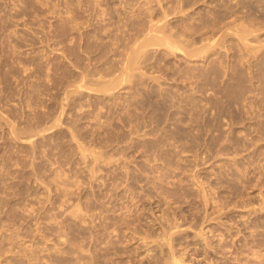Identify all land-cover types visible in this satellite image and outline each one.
<instances>
[{
  "label": "rangeland",
  "instance_id": "374dc122",
  "mask_svg": "<svg viewBox=\"0 0 264 264\" xmlns=\"http://www.w3.org/2000/svg\"><path fill=\"white\" fill-rule=\"evenodd\" d=\"M87 1L0 0V264H264V0ZM149 14L216 45L124 70Z\"/></svg>",
  "mask_w": 264,
  "mask_h": 264
},
{
  "label": "bare ground",
  "instance_id": "6f19581e",
  "mask_svg": "<svg viewBox=\"0 0 264 264\" xmlns=\"http://www.w3.org/2000/svg\"><path fill=\"white\" fill-rule=\"evenodd\" d=\"M83 1H84V0H83ZM85 1H86V0H85ZM88 1H89V0H88ZM88 1L86 2V4L89 3V2H90L89 4H91L92 1H94V0L89 1V2H88ZM78 2H79V1H78ZM94 2H95V1H94ZM83 3H85V2H83ZM97 4L99 5L100 2H98V3L94 4V5L96 6ZM79 5H80V4H79ZM100 5H101V4H100ZM80 6H81V5H80ZM83 6H84V5H83ZM87 6H89V5H87ZM92 7H93V6H92ZM92 7L89 6L90 11L94 10V9H92ZM99 7H100V6H99ZM99 7H96V8H99ZM228 7H230V6H228ZM228 7H227V8H228ZM236 7H237V6H236ZM82 8H84V7H82ZM93 8H95V7H93ZM96 8H95V9H96ZM103 8H104V7H101V8H100V13L105 14V13H104V12H106L105 9L103 10L104 12L101 11V9H103ZM74 9H75V8H74ZM89 9H87V11H88ZM216 9H219V8H216ZM235 9H236V8H235ZM225 10H226V9H225ZM233 10H234V9H233ZM82 11H83V10H82ZM96 11H97V10H96ZM142 11H143V10H142ZM92 12H93V11H92ZM94 12H95V11H94ZM98 12H99V11H97L96 14H97ZM233 12H234V11H231L230 13H233ZM84 13H85V12H84ZM84 13H83V14H84ZM86 13H87V12H86ZM100 13H98V16H99ZM142 13H143V12H142ZM215 13H217V12H215ZM235 13L238 14V12H234V14H235ZM87 14H89V13H87ZM103 14H102V17H103ZM165 14H166V13H165ZM165 14L163 15V17L166 16ZM213 14H214V13H213ZM213 14L210 15V16H213ZM224 14H225V13H224ZM236 14H235V16H236ZM92 15L94 16V14H92ZM92 15H90V16H92ZM117 15H118V14H117ZM135 15L138 16V14H135ZM139 15H140V14H139ZM146 15H147V14H146ZM146 15H144V16H146ZM149 15H150V14H149ZM230 15L232 16V14H230ZM230 15H229V16H230ZM74 16H75V15H74ZM98 16H96V17H98ZM119 16H120V14H119ZM124 16H125V15H124ZM136 16L131 15V17H136ZM151 16H152V15L147 16V18L150 17L149 19H153V18H151ZM235 16H233V18L231 17V19H232V20H233V19H238V18L240 17V16L237 17V16H238V15H237V16H236L237 18H236ZM84 17H85V16H84ZM96 17H95V19H97ZM214 17H216V16H214ZM71 18H73V17H71ZM117 18H118V17H117ZM121 18H122V17H121ZM144 18H146V17H144ZM165 18H166V17H165ZM191 18H192V17H191ZM228 18H230V17H228ZM243 18H244V17H243ZM245 18H246V17H245ZM87 19H88V18H87ZM92 19H93V18H92ZM103 19H104V18H103ZM103 19H102V21H103ZM158 19H159V20H157L156 22H155V20L153 19V20H154V21H152L153 23H149V22H151V20H148V23H147V25L149 24L148 27H147V28L144 27L145 29H141V30H140L141 33H139V34H142V30H146V31H143V34H142V40H141V36H140L139 39H140L141 41L138 40V41H140V42L137 41L138 43H135V41H134L135 38H133L134 40L132 39V41L134 42L133 44H136V45H137V46L135 45L136 47H134L133 44H128V45H126V48L124 47L125 50H126V49H129V48H130L129 45H132V46H133V47H131L132 49L130 48V49H131V50H130V53H129V54L127 53V54L125 55V56H127V57H125V63H127V62H128V63H127L125 66H123L124 63L121 62V63H123L122 66H123V69H124V70H127L128 68H130V69L132 68L133 72L136 70L135 67H138L139 64L143 61L142 58H145L144 56H147V55H141V56H140V54H142L143 52L145 53V52L147 51V49H144V48H146V47H149V46H147V45H151V44H153L154 47H158V46L162 47V45H163L165 48L167 47V49H168V48L171 49V50L168 49V50H169L168 53L171 52L170 54L175 53V52H173L175 49H176L175 51L177 52V51H179L178 49L182 50V48H187V49H184L185 51L182 50V52H180V53H183V52H186V50H188L187 52L190 53V54H188V55H191V56H189V58L186 59L187 61H188L190 58H193L192 55H194V54H196V53H198V52H199V53H203L204 51H207L208 49L210 50V48H211L210 46H212V45L215 46V45H216V43H212V44L210 43L212 37H213V41H211V42H214V36H212L210 40H208L209 38H207V40H205L206 42L209 41V42H207V43H208V44H207L208 47H205V46H206L205 42L199 44L198 42H199L200 40L197 42L198 45L195 43L194 46H191V45H193L194 42L191 43L190 40H189V39H190L189 37H191L192 35H191V36H188V37H184V36H185V35L183 36L184 33H183V34H179V32L174 33V32H172V31H180V29L177 30V29H175V28H172L171 25H169V24H168V25H169L170 27L168 28V26L166 25V24H167V23H166V19H165V20H164V18H163V19L158 18ZM240 19H241V17H240ZM74 20H76V19H74ZM79 20H80V19H79ZM82 20L85 21V19H82ZM114 20H115V19H114ZM119 20H120V19H119ZM129 20H130V19H129ZM143 20H144V19H143ZM185 20H186V19H185ZM211 20H213V19H211ZM216 20H218V19H216ZM221 20H222V19H221ZM227 20H229V19H227ZM238 20H239V19H238ZM238 20H237L236 22H238L239 24L236 23L235 20H233V22H235V23H233L232 25H231V24H229V25H231V26H233V27H234L235 24H237V26H239V27H242V26L244 25L242 28H239V27L235 26L237 29H238V28L241 29V30L244 29L243 31L240 30V31L242 32L241 34L236 33V32H240V31H239V30L237 31V29H235V27H234V29H235L236 32H234V33H235V34H238V36L241 35L240 37H237V38H240V40L238 41V44L242 42V44L245 45L244 47L246 48V47H247V46H246V42H247V43L250 42V41L248 40V37H247L248 34H250V29H249V28L247 29L248 26H245L246 24H245L242 20H239L240 22H239ZM243 20H244V19H243ZM245 20H246V19H245ZM224 21H225V20H224ZM229 21L232 22L231 20H229ZM78 22H79V21H78ZM85 22H86V21H85ZM88 22H89V21H88ZM118 22H119V21H118ZM131 22H132V21H131ZM143 22H144V21H142V23H143ZM167 22H168V21H167ZM182 22H183V21H182ZM186 22H187V21H186ZM190 22H191V21H190ZM193 22H194V21H193ZM230 22H229V23H230ZM242 22H243V24H242ZM90 23H91V20H90ZM93 23H94V22H93ZM97 23H98V22H97ZM119 23H120V22H119ZM129 23H130V22H129ZM197 23H198V22H197ZM224 23L226 24L227 22H224ZM240 23H241V24H240ZM75 24H76V23H75ZM79 24H80V23H79ZM98 24H99V23H98ZM111 24H112V23H111ZM188 24H190V23H188ZM198 24H199V23H198ZM208 24H209V23H208ZM248 24H249V23H248ZM93 25H94V24H93ZM104 25H106V24H104ZM104 25H102V26L104 27ZM112 25H113V24H112ZM117 25H118V24H117ZM124 25H125V24H124ZM128 25H129V24H127V27H128ZM142 25H145V24H142ZM179 25H180V27H181V24H180V23H179ZM191 25H192V24H191ZM194 25H195V24H194ZM216 25H217V24H215V25L213 26V27H214L213 29L216 28ZM219 25H220V27H222L224 24L221 22V24H219ZM219 25H217V26H219ZM226 25H227V24H226ZM229 25H228V27L232 28V27L229 26ZM240 25H242V26H240ZM75 26H77V25H75ZM91 26H92V25H91ZM109 26H110V25H109ZM122 26H123V25H122ZM125 26H126V25H125ZM185 26H186V25H185ZM196 26H197V25H195V27H196ZM209 26H210V24H209ZM209 26L206 25V26H204V27H205V29H206V27H207V30H208V27H209ZM77 27H78V26H77ZM89 27H90V26H89ZM94 27H95V25H94ZM110 27H111V26H110ZM110 27H109V28H110ZM117 27H118V26H117ZM139 27H141V26H139ZM178 27H179V26H178ZM195 27H193V29H194L193 31L191 30L192 27H190V28H186V27H185V29H187L188 32L190 31V32L195 33V30H197ZM204 27H203V28H204ZM223 27L225 28V27H227V26L224 25ZM75 28H76V27H75ZM104 28H105V27H104ZM104 28H103V29H104ZM171 28H172V29H171ZM176 28H177V27H176ZM200 28H201V27H200ZM209 28L212 29V27H209ZM95 29H98V28H95ZM99 29H100V27H99ZM105 29H107V28H105ZM110 29H111V28H110ZM115 29H116V28H115ZM117 29H118V28H117ZM117 29H116V30H117ZM120 29H121V28H120ZM125 29H126V27H125ZM185 29H184V30H185ZM188 29H190V30H188ZM211 29H210V30H211ZM226 29H229V28H226ZM75 30H78V29H75ZM116 30H115V31H116ZM134 30H135V29H134ZM171 30H172V31H171ZM184 30H183V31H184ZM202 30L205 31L204 29H202ZM207 30H206V31H207ZM247 30H248L249 32H248ZM104 31H105V30H104ZM104 31H102V32H104ZM117 31H118V30H117ZM128 31H129V30H128ZM131 31H133V30H131ZM198 31H201V30H198ZM206 31H205V32H206ZM133 32H134V31H133ZM184 32H185V31H184ZM207 32H209V30H208ZM212 32H215V31L212 30ZM114 33H115V32H114ZM122 33H124V32H122ZM135 33H136V32H135ZM193 33H192V34H193ZM196 33H197V32H196ZM196 33H195L194 35H196ZM210 33H211V32H210ZM234 33H233V35H235ZM245 33H246L247 35H246ZM83 34H84V33H83ZM85 34H86V33H85ZM136 34H138V33H136ZM186 34H187V33H186ZM188 34H189V33H188ZM200 34H202V33L200 32ZM242 34H245V36H243ZM202 35H203V34H202ZM204 35H205V34H204ZM204 35H203L202 37H204ZM209 35H212V34H209ZM214 35H215V34H214ZM80 36H81V35H80ZM83 36H84V35H83ZM113 36H114V35H113ZM124 36H125V35H124ZM138 36H139V35H138ZM197 36H198V35H197ZM200 36H201V35H200ZM200 36H199V37H200ZM114 37H115V36H114ZM126 37H127V36H126ZM207 37H208V34H207ZM109 38H111V37H109ZM191 38H192V37H191ZM194 38H196V37H193L192 40H194ZM232 38H233V40L235 39L234 37H232ZM237 38H236V39H237ZM246 38H247V39H246ZM112 39H113V38H112ZM124 39L127 40V38H124ZM199 39H200V38H199ZM201 39H202V38H201ZM236 39H235V41L237 42L238 39H237V40H236ZM106 40H107V39H106ZM122 40H123V39H122ZM215 40H216V39H215ZM247 40H248V41H247ZM112 41H114V40H112ZM116 41H119V40H116ZM116 41H114V42H116ZM194 41H195V40H194ZM100 42H101V41H100ZM104 42H105V41H104ZM109 43H110V42H109ZM128 43H130V41H128ZM95 44H96V43H95ZM97 44H98V43H97ZM102 44H103V43H102ZM102 44H101L100 47H98V48L101 49V48H102ZM106 44H108V43H106ZM115 44H116V43H115ZM155 44H158V46H157V45L155 46ZM160 44H161V45H160ZM204 44H205V45H204ZM248 44H249V43H248ZM93 45H94V44H93ZM120 45H121V44H120ZM181 45H182V46H181ZM195 45H196V46H195ZM201 45H203V47H202ZM90 46H91V45H90ZM96 46H99V45H96ZM96 46L94 45V47H96ZM115 46H117V45H115ZM127 46H129V48H128ZM183 46H184V47H183ZM214 46H213V47H214ZM94 47H93V48H94ZM118 47L120 48L119 45L117 46V48H118ZM164 47H162V48H164ZM179 47H181V48H179ZM193 47H195L196 49L194 48V49H195V50H194ZM200 47H201V49H202V50L200 49L201 52H200V50H198ZM238 47L240 48V47H242V46H239V45H238ZM244 47H243V48H244ZM88 48H90V47L88 46ZM88 48H87V49H88ZM98 48H97V49H98ZM112 48H113V47H112ZM121 48H123V46H121ZM214 48H216V47H214ZM214 48H213V49H214ZM243 48H242V49H243ZM95 49H96V48H95ZM102 49H103V48H102ZM104 49H105V48H104ZM110 49H111V48H110ZM158 49H160V48H158ZM167 49H166V50H167ZM206 49H207V50H206ZM89 50H90V49H89ZM92 50H94V49H92ZM193 50H194V51H193ZM203 50H204V51H203ZM85 51H87V50H85ZM94 51H95V50H94ZM100 51H101V50H100ZM100 51L98 50L97 53H99ZM111 51H112V50H110V52L108 51V53H111ZM162 51H163V50H162ZM210 51H211V50H210ZM212 51H214V50H212ZM87 52H90V51H87ZM102 52H103V51H102ZM105 52H106V51H105ZM122 52H123V51H122ZM172 52H173V53H172ZM187 52H186V54H187ZM90 53H91V52H90ZM92 53H93V52H92ZM106 53H107V52H106ZM112 53H113V51H112ZM119 53H121V52H119ZM124 53H125V52H124ZM163 53H164V52H163ZM191 53H193V54H191ZM199 53L196 54V55L198 56ZM95 54H96V53H95ZM121 54H122V53H121ZM186 54L184 53V56H185ZM86 55H89V54H86ZM86 55H85V56H86ZM90 55H91V54H90ZM92 55H93V54H92ZM107 55H108V54H106V56H107ZM113 55H114V53H113ZM116 55H117V54H116ZM188 55H186L185 57H187ZM83 56H84V55H83ZM97 56H98V55H97ZM103 56H104V55H103ZM164 56H166V55H164ZM181 56H182V55H181ZM87 57H88V56H87ZM115 57H116V56H115ZM120 57H122V56H120ZM138 57H140V58L142 57V58H141L142 61L140 60V63H139V61L137 62V60H139ZM185 57H184V58H185ZM91 58L93 59L94 57H91ZM101 58H102V57H101ZM101 58H100L101 61H102V59L105 60V56H104V58H102V59H101ZM111 58H112V57H111ZM118 58H119V56H118ZM123 58H124V56H123ZM126 58H127V59H126ZM89 59H90V58H88V60H89ZM113 59H114V57H113ZM113 59H112V60H113ZM145 59H146V58H145ZM83 60H84V59H83ZM96 60L99 61V58L95 59V61H96ZM114 60H115V59H114ZM98 61H97L98 66L94 65L95 67L93 66V67H94L93 70H92V68L89 69V71L92 70L93 73H91L92 71L87 72V73L94 74V72H96L95 74H97L98 71H99V73H101L100 70H97V71L95 70V68L100 67L99 65H101V63H102V62H98ZM106 61H107V60H106ZM121 61H122V59H121ZM190 61H191V59H190ZM91 62H92V61H91ZM91 62H89V63H91ZM104 62H105V61H104ZM112 62H113V61H112ZM91 64H92V63H91ZM114 64H116V63H114ZM119 64H120V62H119ZM136 64H138V65H136ZM105 65H106V64H105ZM112 65H113V64H112ZM134 65H135V67H134ZM109 66H110V65H109ZM122 66H121V67H122ZM126 66H127L128 68H127ZM82 67H83V65H82ZM125 67H126L127 69H125ZM143 67H144V66H143ZM83 68H85V67H83ZM88 68H89V67H88ZM103 68H104V67H103ZM109 68H111V67H109ZM115 68H117V67H115ZM139 68L141 69V67H138V69H139ZM85 69H86V68H85ZM97 69H99V68H97ZM120 69H121V68H120ZM130 69L128 70V71H130V72H128V71H124V72H122V70H120V72H122V74H121V73L118 74V75H119V78H121V76H122L124 73H127V72H128L127 74H130V75H131V72H132V71H131ZM138 69H137V70H138ZM82 70H83V69H82ZM106 70H109V69L107 68ZM83 71H84V70H83ZM85 71H86V70H85ZM114 71H116V70H114ZM114 71H113V72H114ZM138 71H139V70H138ZM104 72H105V71H103V73H104ZM82 73L86 74V72H82ZM99 73H98L97 76L100 75ZM103 73H102V74H103ZM108 73H109V72H108ZM102 74L100 75L101 77H99V79H97V80H93V79H96V78H98V77L91 78L92 81H93V85H95L96 87H99V89L95 87V88H96V91H97V90H99V91H103V90H102V89H103V85L105 86V87H104V90H107V91H109V89H106L107 86H108V88H110V89L113 88V87H111V86H114V88H113V92H112V90H110L111 93H114V89H115V87L118 85V81H120V80H122V79H120V80H118V81H116V80L114 81V79L117 77V74L115 73V74H116V75H115L116 77H115V76L110 77L111 75L114 74V73L112 74V71H111L110 76H108V74L106 75L107 78H106V76H102ZM127 74H124V75L127 76ZM133 74H134V73H133ZM140 74H141V73H140ZM89 76H90V75H89ZM91 76H92V75H91ZM94 76H95V75H94ZM125 76H124V77H125ZM92 77H93V76H92ZM108 77H109V78H108ZM127 77H128V76H127ZM127 77L123 78V80L126 79ZM189 77H190V76H189ZM101 78H102V79H101ZM103 78L106 79V80L108 79V80H107V81H106V80L104 81ZM111 78H112V79H111ZM140 78H141V77H140ZM195 78H196V77H195ZM110 79L113 80L114 82H116V84H114V85H110L109 82H111V84H113V81H110ZM141 79H142V78H141ZM191 79H193L192 76H191ZM191 79H190V80H191ZM98 80H100V82H99L98 84H96V82H97ZM101 80H102V82H101ZM142 80H143V79H142ZM142 80H140V81H142ZM190 80H189V81H190ZM194 80H195V79H194ZM138 81H139V80H138ZM191 81H193V80H191ZM191 81H190V85H192V86H190V87H193V84L191 83ZM103 82H106V85H107V86H106L105 83H103ZM107 82H108V84H107ZM193 82H194V81H193ZM94 83H95V84H94ZM100 83H101V84H100ZM102 83H103V84H102ZM99 85H100V86H99ZM109 85H110V86H109ZM100 88H102V89H100ZM192 89H193V88H192ZM107 91H105V93H108ZM110 92H109L108 94H110ZM112 95L115 96L114 94H112ZM108 97H109V96H108ZM164 97H165V96H164ZM109 98H110V97H109ZM111 98H112V97H111ZM116 98H117V97H116ZM109 100H110V99H109ZM141 108H143V107H141ZM144 110H147V109H144ZM148 110H149V109H148ZM148 110H147V111H148ZM147 111H145V113H146ZM142 113H143V112H142ZM142 113H140V114H142ZM145 113H144V114H145ZM147 113H148V112H147ZM157 114H158V113H157ZM151 115H152V114H151ZM155 115H156V114H155ZM160 115H161V114H160ZM167 115H168V114H167ZM140 116H142V115H140ZM143 116H144V115H143ZM128 117H130V116H128ZM144 117H145V116H144ZM160 117H161V116H160ZM138 118H140V117H138ZM147 118H148V117H147ZM147 118H146V119H147ZM142 119L144 120L145 118H141V120H142ZM146 119H145V120H146ZM154 119H156V118L153 117L152 120H154ZM158 119H159V118H158ZM135 120H137V119H135ZM166 120H167V119H166ZM161 121H162V120H161ZM136 122H137V121H136ZM143 122H144V121H143ZM151 122H152V121H151ZM154 122H155V121H153V123H154ZM164 122H165V121H164ZM164 122H163L162 124H164ZM129 123H130V122H129ZM139 123H140V122H139ZM139 123H138V124H139ZM141 123H142V122H141ZM144 123H145V122H144ZM146 123H148V121H147ZM146 123H145V124H146ZM130 124H131V123H130ZM145 124H144V125H145ZM128 125H129V124H128ZM144 125H141V127H143ZM147 125H149V123H148ZM147 125H146V126H147ZM149 126H152V124L149 125ZM162 126L165 127L164 125H161L160 127H162ZM128 127H129V126H128ZM163 127H162V128H163ZM155 128H156V127H155ZM150 129H151V128H150ZM159 129H160V128H159ZM167 129H168V128H166L165 130H167ZM136 132H137V130H136ZM166 132H167V131H165V133H164V138L166 137V135H167V133H168V132H167V133H166ZM133 133H134V132H133ZM154 133H156V132H153V131H152V134H154ZM169 133H171V132H169ZM131 134H132V132H131ZM139 134H140V133H139ZM152 134H151V135H152ZM156 134H157V133H156ZM165 134H166V135H165ZM173 134H174V133H173ZM120 136H121V135H120ZM154 136H155V135H154ZM157 136H158V135H157ZM157 136H156V137H157ZM72 137H74V136H72ZM143 137H144V136H143ZM156 137H155V138H156ZM169 137H170V136H169ZM161 138H162V137H161ZM166 138H168V137H166ZM176 138H178V137H176ZM117 139H118V138H117ZM125 139H126V138H125ZM148 139H149V138H148ZM152 139H153V138H152ZM166 140H167V139H166ZM164 141H165V140H164ZM168 142H169V140H168ZM166 144H167V143H166ZM160 145H163V144H160ZM164 145H165V144H164ZM168 145H170V144H168ZM160 147H161V146H160ZM164 147H165V146H164ZM168 147H169V146H167L166 149H167ZM157 148H159V147H157ZM171 148H172V146H171ZM160 151H161V150H160ZM162 151H163V150H162ZM164 151H165V150H164ZM155 152H156V151H155ZM155 152H154V153H155ZM166 152L169 153V151H166ZM103 154H104V153H103ZM162 154H164V153H162ZM98 155H99L100 157L97 156V154L93 155V156H94V160H93V162H94L95 160H96L95 162H97L99 158H102L101 156H104V155H102V154H98ZM168 155H169V154H168ZM95 156H97V157H99V158L95 159ZM105 156H107V155H105ZM105 156H104V157H105ZM154 156L158 157L157 154L154 155ZM163 156H164V155H163ZM169 156H171V155H169ZM110 157H112V156H111V155H110V156L108 155V157H106V160H107V158H109V160H110ZM165 158H166V157H165ZM109 160H107V162H110V161H111V160H110V161H109ZM99 161H100V159H99ZM162 161H163V160H161V162H162ZM167 161H168V160H167ZM169 161H171V160L169 159ZM93 162H92V164L95 163V162H94V163H93ZM164 163H165V162H164ZM168 163L171 164V162H168ZM168 163H167V165H168ZM117 164H118V163H117ZM121 164H125V163H121ZM121 164H120V166H122ZM170 164H169V165H170ZM172 164H173V163H172ZM172 164H171V165H172ZM95 165H96V164H95ZM123 166L125 167V165H123ZM162 166H163V165H162ZM93 167H94V166H93ZM166 167H167V166H166ZM127 169H128V168H127ZM58 174H59V173H58ZM55 175L57 176V173H56ZM52 177H53V176H52ZM58 177H59V176H58ZM54 178H56V177H53V180H54ZM61 178H62V177H61ZM56 179H57V178H56ZM56 179H55V181H56ZM62 179H63V178H62ZM51 181H52V180H51ZM56 182H58V181H56ZM54 183H55V182H54ZM63 183H64V182H63ZM63 183L60 182V184H63ZM56 185H58V184L55 183V186H56ZM57 187H58V186H57ZM13 214H15V213H13ZM19 214H20V213H19ZM168 222L170 223L171 221H168ZM168 222H167V223H168ZM172 222H173V221H172ZM0 225H1V223H0ZM175 225H176V224L173 222V223H170L169 225H167V226H168V227H167V231H166L165 229H163V230H165V231H163V236H164V239H165V241L163 240V242H164L165 244L168 243V244H167V245H168L167 247H168V249L170 250V251H169V252H170V255L173 253V250H172V248H173V247H172V246H173V243H172V242H173V240L175 239L174 236L177 235V233L180 232L179 230L182 229V227H181L182 225L180 226V225H178V223H177L178 226H177V225L175 226ZM180 227H181V228H180ZM178 228H179V230H177ZM181 231H182V230H181ZM165 232H167V233L165 234ZM167 234H168L170 237H168ZM165 235H166L167 237H166ZM171 235H174V236L172 237ZM178 235H179V234H178ZM169 238H170V239L172 238V240H170ZM173 238H174V239H173ZM168 239H169L170 241H168ZM166 240H167V241H166ZM170 243H172V244H170ZM171 250H172V251H171ZM170 259H172L171 261L168 260L170 263L166 262V264H178V263H181V264H182L181 259H180V258H177L176 256H174V254H173L172 256H170Z\"/></svg>",
  "mask_w": 264,
  "mask_h": 264
}]
</instances>
